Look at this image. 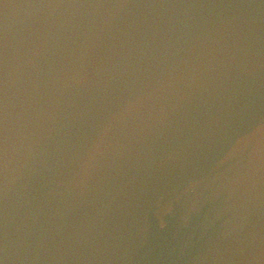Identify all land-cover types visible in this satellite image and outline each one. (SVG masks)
I'll return each mask as SVG.
<instances>
[{"label": "water", "instance_id": "obj_1", "mask_svg": "<svg viewBox=\"0 0 264 264\" xmlns=\"http://www.w3.org/2000/svg\"><path fill=\"white\" fill-rule=\"evenodd\" d=\"M0 264H264V0H0Z\"/></svg>", "mask_w": 264, "mask_h": 264}]
</instances>
